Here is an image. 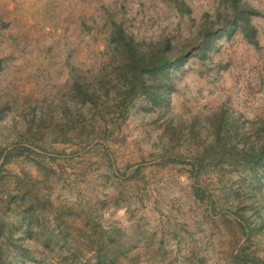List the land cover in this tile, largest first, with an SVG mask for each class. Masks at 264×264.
I'll return each instance as SVG.
<instances>
[{"label":"rangeland","instance_id":"1","mask_svg":"<svg viewBox=\"0 0 264 264\" xmlns=\"http://www.w3.org/2000/svg\"><path fill=\"white\" fill-rule=\"evenodd\" d=\"M0 0V264H264V0ZM122 28L175 60L127 107Z\"/></svg>","mask_w":264,"mask_h":264},{"label":"trees","instance_id":"2","mask_svg":"<svg viewBox=\"0 0 264 264\" xmlns=\"http://www.w3.org/2000/svg\"><path fill=\"white\" fill-rule=\"evenodd\" d=\"M256 14L259 12L249 3L232 0L233 18H237L242 23L243 31L247 34L248 40L258 45L255 27L252 24V17ZM117 33L125 45L122 48L123 61H121L120 70L127 80L124 81L126 92L121 105L127 107L134 97L142 92H147L150 76L162 70L170 61L175 60V57L172 56L171 51L166 46H161L156 50L144 49L139 45H133L122 28L117 29Z\"/></svg>","mask_w":264,"mask_h":264}]
</instances>
